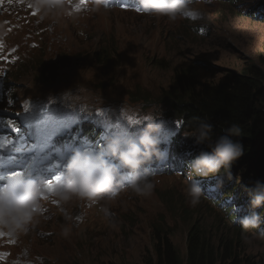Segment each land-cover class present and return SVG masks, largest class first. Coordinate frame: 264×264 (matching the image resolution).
<instances>
[{
    "label": "rangeland",
    "instance_id": "374dc122",
    "mask_svg": "<svg viewBox=\"0 0 264 264\" xmlns=\"http://www.w3.org/2000/svg\"><path fill=\"white\" fill-rule=\"evenodd\" d=\"M88 1L67 0L68 15L60 18L52 31L48 28L50 21H40L38 12L30 14L34 9L32 0L29 4L8 7L9 2L1 7L0 60L10 65L4 83L16 89L3 92L2 107L12 96L15 106L9 112L13 115L27 96L71 91L78 97L109 100L115 106L126 103L134 109L162 114L166 92L174 87V73L190 64L200 69L201 84L212 85L246 70L248 74L258 70L263 75V81L255 77L260 84L256 95L260 119L252 125L258 126L261 134L250 145L249 153L254 152L255 157L241 163L238 169L235 163L232 173L242 181L240 186L249 185L246 180L250 178L253 182L258 177L263 181L264 0L216 4L193 0L192 7L200 10L203 18L174 22L118 8L99 12L88 9L78 15L83 7H91ZM100 43L108 48L102 49ZM96 50L101 55L110 54L112 69L106 70L100 61L95 62ZM41 60L48 65L45 82H33V67ZM166 102L171 104L169 99ZM174 102L169 108L176 116L174 107L178 103ZM185 120L188 125L194 124L187 117ZM259 165V170H254ZM152 181L155 187L150 196L126 191L110 202L109 217L99 211L101 205L89 207L80 202L68 207L73 216L85 212L83 223L41 218L33 231L16 242L0 238V264H13L25 249L31 257L42 256L51 264H153L157 232L163 235L166 231V237L186 256L188 231L197 219L215 241L220 236L232 239L242 263L263 258L264 228L257 231L236 227L230 210L204 195L199 204L192 206L186 195L188 181L181 177L161 176ZM183 207L186 213H182ZM49 208V203L44 202L42 211ZM65 226L72 228L68 238L61 235ZM230 262L231 259L221 264Z\"/></svg>",
    "mask_w": 264,
    "mask_h": 264
},
{
    "label": "clouds",
    "instance_id": "9594fccd",
    "mask_svg": "<svg viewBox=\"0 0 264 264\" xmlns=\"http://www.w3.org/2000/svg\"><path fill=\"white\" fill-rule=\"evenodd\" d=\"M215 1L216 4L229 3L231 0ZM238 1L233 0V3ZM89 2V11L99 12L101 9L107 10L109 0ZM192 3L193 0H138L137 8L146 16L166 18L172 22L178 19L201 20L202 12L193 8ZM32 7L37 10L40 21H50L49 31L54 29L60 18L68 15L67 0H32ZM57 92L62 91L51 93ZM75 96L65 94L70 106L77 103L81 105L73 100ZM165 104L168 108L162 114L126 105L128 124L133 128H137L139 123L133 125L131 120L144 124L139 135H102L104 143L98 149L89 146L74 148L59 181L51 191L44 187V179L24 175L0 177L3 181L0 182V232L19 239L33 231L41 223V218L60 220L55 209L48 216L42 211L46 201L59 204L58 210L64 220L77 225L83 223L85 212L81 211L73 216L69 207L76 203L84 202L89 207L101 205L99 211L109 217L112 215L109 203L116 200L122 192L131 191L148 197L155 187L152 179L169 175L188 181L186 195L192 206L199 204L204 195L213 203H219V207L230 210L229 214L236 227L262 231L264 180L261 181L258 177L253 182L254 179L250 178L246 180L250 184L244 187L240 186L242 181H237L232 173L233 165L237 163L238 169L245 155L243 144L234 139L241 136L240 127L233 124L224 128L223 134L213 137L212 123L197 117L194 118L193 129H189L190 125L185 118L175 116L174 111L169 108L172 105L167 102ZM81 110L90 112L82 106ZM164 138H170L174 142L170 139L169 142H161ZM79 143L81 141L75 145ZM165 149H169V152ZM171 150L175 151L174 157ZM190 152L197 154L192 156ZM167 159L175 161L177 166L165 171L152 169V164H159ZM256 169L255 167L254 170ZM71 233L72 228L68 226L61 230V235L65 238ZM13 264H45V258L31 257L25 249L17 254Z\"/></svg>",
    "mask_w": 264,
    "mask_h": 264
},
{
    "label": "trees",
    "instance_id": "16d2710c",
    "mask_svg": "<svg viewBox=\"0 0 264 264\" xmlns=\"http://www.w3.org/2000/svg\"><path fill=\"white\" fill-rule=\"evenodd\" d=\"M107 46V44L105 46L102 43L99 44L102 49L105 47L107 49ZM94 54L95 62L100 61L106 70L114 67L108 52L101 55L96 50ZM98 58L99 60H96ZM248 70H252V68ZM199 71L200 69L194 64L177 70L174 73V87L167 90L164 101L169 99L172 106L175 104L174 101H177L178 104L174 108L178 117H187L193 123L194 118L198 117L212 123L214 125L213 137L223 134L222 130L233 124L239 126L241 136L234 137V139L239 140L244 146L243 162H250L251 157H255L254 152L249 153L250 145L253 146L255 139L261 134L260 130L258 131L259 127H255L256 125H252V123L260 119V112L256 105V95L260 84L255 77H259L263 81L262 73L255 70L248 74L246 70L242 74L232 75L226 82L212 85L201 84L198 79ZM47 72L48 65L44 60H41L33 67V82H38V79L44 81ZM190 126L193 127V125ZM262 153H264V149ZM259 167L260 165L256 166L257 169ZM186 212L187 210L183 207L182 213ZM165 232H162L163 235L157 232V236L154 237L156 254L154 253L153 264H221L230 259L231 264L242 263L236 254V247L233 245L235 242L229 237L224 238L223 236L215 241L212 233H206L200 227L199 219L193 222L188 231L186 256L181 255L176 246L166 237ZM45 264L51 263L46 261ZM247 264H264V256L257 262L252 261Z\"/></svg>",
    "mask_w": 264,
    "mask_h": 264
},
{
    "label": "bare ground",
    "instance_id": "6f19581e",
    "mask_svg": "<svg viewBox=\"0 0 264 264\" xmlns=\"http://www.w3.org/2000/svg\"><path fill=\"white\" fill-rule=\"evenodd\" d=\"M89 9V8H88ZM88 10H85V11H82L81 13H79L78 15H81V14H84V13H86ZM155 102H157V101H155ZM160 103H162L163 104V101H159ZM148 103H152V102H148ZM164 105V107L165 108H168V105H166V104H163ZM9 114H10V117L12 118V119H14L13 118V115L9 112ZM7 127V122L4 120V121H2L1 123H0V129L2 130V129H5ZM42 153V152H41ZM40 155V154H39ZM60 164H62L61 162H59V166H61ZM164 167H155L154 166V164H152L151 165V167H152V169L154 168V169H156V170H163V169H167V170H170L171 168H170V166H169V164H164L163 165ZM62 167V166H61ZM43 169L44 170H47V171H52V170H54V171H62L64 168H59V167H56V164H51V165H48V166H43ZM11 238V237H10ZM14 242H16V239H14V238H11Z\"/></svg>",
    "mask_w": 264,
    "mask_h": 264
},
{
    "label": "snow or ice",
    "instance_id": "6c2138e0",
    "mask_svg": "<svg viewBox=\"0 0 264 264\" xmlns=\"http://www.w3.org/2000/svg\"><path fill=\"white\" fill-rule=\"evenodd\" d=\"M78 10H79V8H77V11ZM25 107L27 108V106H25ZM130 122L133 125L141 123V121H138V120H131ZM9 123L11 125V122H9ZM12 126H13V130H15L14 125H12ZM12 144H13V139H11V138L4 137L2 140H0V148H7V147H10ZM44 187L46 189H48L49 191H51L54 188V185L51 182H45ZM0 234H2V233H0Z\"/></svg>",
    "mask_w": 264,
    "mask_h": 264
}]
</instances>
